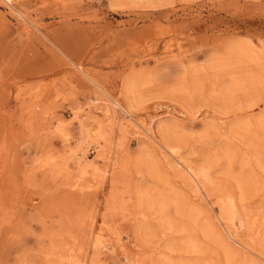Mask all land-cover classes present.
Returning a JSON list of instances; mask_svg holds the SVG:
<instances>
[{"label":"rangeland","instance_id":"374dc122","mask_svg":"<svg viewBox=\"0 0 264 264\" xmlns=\"http://www.w3.org/2000/svg\"><path fill=\"white\" fill-rule=\"evenodd\" d=\"M12 1L0 264H264V0ZM78 65L133 118L94 102Z\"/></svg>","mask_w":264,"mask_h":264},{"label":"bare ground","instance_id":"6f19581e","mask_svg":"<svg viewBox=\"0 0 264 264\" xmlns=\"http://www.w3.org/2000/svg\"><path fill=\"white\" fill-rule=\"evenodd\" d=\"M10 4H11V6H14V4H13V1L12 0H10ZM9 3V2H8ZM17 11H18V13H19V15H21L23 18H27L26 16H25V14L22 12V10H19V9H17ZM27 15V14H26ZM242 46V45H241ZM246 54V53H245ZM255 54V55H254ZM259 54V53H258ZM258 54L257 53H253L252 55H251V58H258ZM76 66V65H75ZM77 69L79 70V71H81L86 77H87V79H89L92 83H93V86L95 87V93H96V98H94L93 99V101L94 102H101V101H106L107 102V104H110V105H112L113 107H116V108H119V109H121L122 110V112L123 113H125V115L127 116V117H131V118H133V112H132V108H131V106H129V105H127V107H124L123 105H122V103H121V101H120V98L118 97H114L113 95H111L109 92H108V90H106V88L104 87V86H102L100 83H97L87 72H85L84 70H83V67L82 66H79L78 65V67H77ZM231 82V81H230ZM136 83V82H135ZM131 84H133V82H131L127 87H126V89H125V87H124V89L126 90L125 91V93L124 94H131L133 91H134V88H131ZM182 85H184V84H182ZM124 86H125V84H124ZM136 87V86H135ZM179 87V86H178ZM137 88V87H136ZM183 89H185V88H183ZM226 89H228V88H226ZM180 89H178V91H179ZM175 91H176V88H175ZM181 91H182V89H181ZM181 91H179V93L181 92ZM184 91V90H183ZM135 92H136V90H135ZM185 92H187V90L186 91H184V93ZM183 93V92H182ZM181 93V94H182ZM188 93V92H187ZM137 94V93H136ZM189 94V93H188ZM188 94H186V95H188ZM185 95V94H184ZM127 97H130V96H127ZM185 98V97H184ZM187 98H188V96H187ZM131 99V98H130ZM132 101V100H131ZM90 109V111H93V110H91V108H89ZM85 110V109H84ZM180 113H182V114H184V111H180ZM108 114V113H107ZM129 121V120H128ZM129 123V122H128ZM132 124V123H131ZM162 125V124H161ZM164 125V124H163ZM133 126V124L130 126L129 125V127H132ZM176 126V125H175ZM126 128V127H125ZM143 129L146 131V132H144V133H146V135H148L147 136V138H148V140H151L152 139V141H154V142H156V141H158L159 142V140H157V135H156V133H155V131L150 127V126H145V127H143ZM140 132V131H139ZM161 132H165L164 131V129H162L161 130ZM98 138V142L96 143L95 142V146L96 147H98L99 149H100V145H102V144H104V142L106 141V138L104 137V136H102V135H99V136H97ZM161 145H163L162 143H161ZM168 146V149H167V147L165 146V145H163L162 147H165L169 152H170V154L171 155H175L176 154V150L174 149V147H171V146H169V145H167ZM162 149V151H160V153L161 154H163L165 157H168L167 156V152H165V150H163V148H161ZM169 154V155H170ZM173 157H175V156H173ZM173 157H172V159H173ZM176 158V163H177V165L179 166L178 168L181 170V171H187L188 172V176H192V179H193V186H195V188H197L198 189V185H197V183L198 182H196L197 180V177H198V172H196L195 171V169H193V167L191 166V165H188V164H186V163H184L183 161H181V159L180 158H177V157H175ZM73 159H74V164L79 168V170H80V172L82 173V175L83 174H85L86 175V173H88L91 169L93 170L94 169V171H93V173H95V171H97L96 170V168H92L91 167V169H90V165H89V163H84L83 162V159H82V155H81V153H75V155H74V157H73ZM86 159V158H85ZM87 161V160H86ZM209 172V171H208ZM208 172L207 171H203L202 173H203V178H205L207 175H208ZM200 173V172H199ZM202 173H201V175H202ZM195 180V181H194ZM203 180V179H202ZM204 181V180H203ZM202 189V188H201ZM199 191V190H198ZM228 200V199H227ZM232 206L235 208L236 207V204H232ZM239 225L237 224V222H232V224L231 225H228V224H226V225H224L225 226V229L229 232V234H231L233 237H235L236 238V240L240 243V244H242V240L241 239H239V237L237 236V233H236V228H237V225H238V228L239 227H241V228H244L245 227V223L243 222V220L240 218L239 219ZM106 245V244H105ZM104 246V245H103Z\"/></svg>","mask_w":264,"mask_h":264}]
</instances>
